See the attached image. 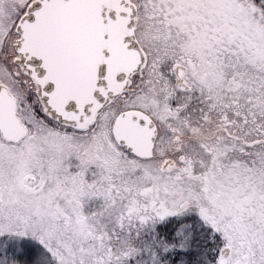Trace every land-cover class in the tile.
<instances>
[{
	"label": "snow or ice",
	"instance_id": "snow-or-ice-1",
	"mask_svg": "<svg viewBox=\"0 0 264 264\" xmlns=\"http://www.w3.org/2000/svg\"><path fill=\"white\" fill-rule=\"evenodd\" d=\"M0 264H264V0H0Z\"/></svg>",
	"mask_w": 264,
	"mask_h": 264
}]
</instances>
